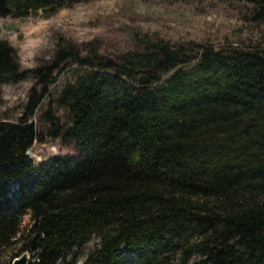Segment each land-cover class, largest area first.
Wrapping results in <instances>:
<instances>
[{
    "label": "trees",
    "instance_id": "16d2710c",
    "mask_svg": "<svg viewBox=\"0 0 264 264\" xmlns=\"http://www.w3.org/2000/svg\"><path fill=\"white\" fill-rule=\"evenodd\" d=\"M89 1L0 0V15ZM225 1L264 23V0ZM136 40L117 60L60 40L23 69L0 39V101L2 85L35 79L18 120H0V251L60 264L97 234L86 264H264V49ZM47 139L81 156L36 166L28 151Z\"/></svg>",
    "mask_w": 264,
    "mask_h": 264
},
{
    "label": "rangeland",
    "instance_id": "374dc122",
    "mask_svg": "<svg viewBox=\"0 0 264 264\" xmlns=\"http://www.w3.org/2000/svg\"><path fill=\"white\" fill-rule=\"evenodd\" d=\"M148 35L173 45L205 46L213 49L260 47L264 49V23L256 19L253 7L244 2L225 0H91L49 9L29 10L0 15V39L16 49L23 69L34 68L56 58L60 40L72 43L83 56L92 50L117 60L124 53L139 50L136 38ZM76 66L56 74L50 87L55 95L71 80ZM35 79L28 77L17 84L1 87L0 120L17 121L23 113ZM46 97L33 121L39 129L47 128L39 116L47 108ZM54 114L67 122L64 108L53 104ZM36 166L56 157L81 156L76 142L59 139L35 142L28 151ZM29 218L24 219V225ZM99 242L97 234L82 246L72 248L60 264H86V256ZM22 254L19 246L0 251V264H12Z\"/></svg>",
    "mask_w": 264,
    "mask_h": 264
},
{
    "label": "water",
    "instance_id": "95a60500",
    "mask_svg": "<svg viewBox=\"0 0 264 264\" xmlns=\"http://www.w3.org/2000/svg\"><path fill=\"white\" fill-rule=\"evenodd\" d=\"M30 260H31L30 254L27 251H25L21 255L16 257L13 260L12 264H29Z\"/></svg>",
    "mask_w": 264,
    "mask_h": 264
}]
</instances>
